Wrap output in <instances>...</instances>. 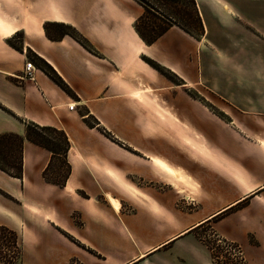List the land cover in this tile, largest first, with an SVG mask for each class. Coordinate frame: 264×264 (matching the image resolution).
<instances>
[{"label":"crops","instance_id":"obj_1","mask_svg":"<svg viewBox=\"0 0 264 264\" xmlns=\"http://www.w3.org/2000/svg\"><path fill=\"white\" fill-rule=\"evenodd\" d=\"M215 1L217 11L196 0L201 37L174 25L148 44L135 29L137 0H0V134L25 136L35 123L70 142L64 166L25 138L22 177L0 169V225L17 233L16 264L157 263L191 233L189 251L213 264L205 227L257 264L249 237H264V56L236 47L241 32H219L263 28L264 0ZM49 22L73 26L91 49L70 34L50 38ZM211 56L227 57L218 66Z\"/></svg>","mask_w":264,"mask_h":264},{"label":"trees","instance_id":"obj_2","mask_svg":"<svg viewBox=\"0 0 264 264\" xmlns=\"http://www.w3.org/2000/svg\"><path fill=\"white\" fill-rule=\"evenodd\" d=\"M144 8L143 13L135 22V29L140 37L148 44L154 43L172 26L177 25L192 36L199 38L204 34V24L196 7L195 0H137ZM181 1H187L188 7L178 5ZM45 31L50 38L70 34L84 46L90 48L88 40L71 25L59 22H49L45 25ZM91 49V48H90ZM146 60L158 69L161 73L168 75V70L159 63L155 64L150 58ZM39 65L50 75V77L69 94L75 95L71 87L46 61L40 59ZM93 124V122H89ZM28 139L35 144L42 146L53 152V155L63 157L69 147V139L63 130L50 126H40L35 123H28L25 136L13 132L0 134V169L6 173L22 177L23 175V143ZM64 162V160H62ZM48 180L58 184L63 183V179H53L48 174V169L44 172ZM0 233L3 235L17 237V233L7 226L0 225ZM17 248V246H15ZM12 255L7 257L0 252V260L6 264H15L20 258V253L12 250Z\"/></svg>","mask_w":264,"mask_h":264},{"label":"rangeland","instance_id":"obj_3","mask_svg":"<svg viewBox=\"0 0 264 264\" xmlns=\"http://www.w3.org/2000/svg\"><path fill=\"white\" fill-rule=\"evenodd\" d=\"M155 2H158V1L155 0ZM178 5L188 7L187 1H181L178 3ZM225 6L227 5L225 4ZM196 7L198 9L197 3H196ZM204 7L212 11H217L220 8V4L216 2L215 0H205ZM258 11L264 15V7L259 9ZM198 12L200 14L199 9H198ZM236 32H241L240 38L242 40L239 42L235 41V44H237L236 47H239L241 51L243 52H250V53H255L258 56H261V55L264 56V27L258 30L256 29H243V30L236 29L235 30L233 28L221 29L219 33L220 35L225 36L228 34L232 35ZM206 35H207V32H206ZM215 35H216L215 28L214 29L210 28V33L208 35V38L214 39ZM214 48H215V51H213L214 55L224 51L223 45H221V42L216 43ZM203 52H205V49H203ZM226 57L227 56H211L213 61H215L218 66L223 65ZM151 60L152 62L157 64V62L154 59H151ZM204 74L206 75L205 65H204ZM168 75L174 78L172 74H168ZM184 91H185L186 96L190 93L193 96L200 97L201 101L204 100V98L201 95L195 93L194 91H191L186 88L184 89ZM214 111L218 115H220L222 118L226 119L225 115L219 109H216ZM61 160H62L61 158L56 160L57 166H64ZM54 170L55 169H53V172H51L52 174H54L55 172ZM62 171L63 172L65 171V167H63ZM63 172L61 174H63ZM51 173L49 174L50 176H52ZM205 228L201 229L200 235L203 241V245L206 247V250L210 251L211 253L210 260L212 261L213 264H251L248 257L247 256L245 257L246 254L244 255V253L242 252L241 247L237 245L238 242L235 243L234 241L223 237L222 235L215 232L214 230L210 232L208 231L204 234V231L206 230ZM191 229L192 228H190L189 230ZM189 230H187V232ZM263 236H264V232H263ZM192 237H193V233L182 238L180 242L178 243V245L174 246L173 248H168L167 250H165L164 251L165 256L162 259L158 260L157 263H149V264H163V262H171V261H174L175 264H205L202 257H200L198 253L193 254L192 252L189 251L190 250L189 244L192 245V243L190 242ZM249 240L251 244H253L254 246H260L258 248L259 250L257 253L259 258L256 263L264 264V246H261L262 242L264 241V237L258 238L252 234L250 235ZM15 246H17V248ZM12 250L16 251L17 253L18 252L21 253V247L19 244L18 237L15 238L13 236H10L9 234L3 235L0 233V252L3 255H6L7 257H9L10 255L13 254ZM176 250H178L177 258L173 256L175 255ZM19 262L20 260H17L15 264ZM76 264H79V262H77Z\"/></svg>","mask_w":264,"mask_h":264},{"label":"built area","instance_id":"obj_4","mask_svg":"<svg viewBox=\"0 0 264 264\" xmlns=\"http://www.w3.org/2000/svg\"><path fill=\"white\" fill-rule=\"evenodd\" d=\"M34 70H35V66H34L33 62L32 61H27L26 64H25L26 76H28L31 79H34L35 78ZM71 107H73V106H71Z\"/></svg>","mask_w":264,"mask_h":264},{"label":"bare ground","instance_id":"obj_5","mask_svg":"<svg viewBox=\"0 0 264 264\" xmlns=\"http://www.w3.org/2000/svg\"><path fill=\"white\" fill-rule=\"evenodd\" d=\"M112 202L115 204L114 200L111 198Z\"/></svg>","mask_w":264,"mask_h":264},{"label":"snow or ice","instance_id":"obj_6","mask_svg":"<svg viewBox=\"0 0 264 264\" xmlns=\"http://www.w3.org/2000/svg\"><path fill=\"white\" fill-rule=\"evenodd\" d=\"M157 163H159V161H157Z\"/></svg>","mask_w":264,"mask_h":264}]
</instances>
